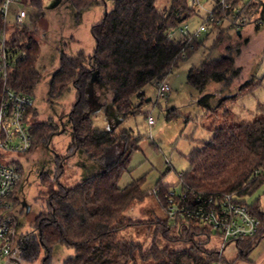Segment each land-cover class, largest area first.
Returning <instances> with one entry per match:
<instances>
[{
	"label": "trees",
	"instance_id": "16d2710c",
	"mask_svg": "<svg viewBox=\"0 0 264 264\" xmlns=\"http://www.w3.org/2000/svg\"><path fill=\"white\" fill-rule=\"evenodd\" d=\"M112 8L105 10L102 20L90 28L95 46L91 55L83 51L74 56L61 54L58 69L54 72L47 90L49 102L61 97L70 89L76 91L75 102L68 113L71 144L67 157L81 152L99 166V171L74 186L59 182L63 172L61 159L56 173V189L49 186L46 211L34 219L33 231L21 237L20 259L33 264H53V248L72 249L74 255L62 264H241L248 262L249 254L264 240V211L256 204L248 207L262 224L261 232L252 239L234 240L237 258L226 261L218 248H208L214 233L196 221H171L155 219L148 222L126 221L124 213L136 202H142L149 191H159L161 203L170 189L180 185L183 190L199 194H234L244 197L264 182V114L248 122L227 123L220 128H210L212 137L187 156L189 169L178 174V183L163 185L158 181L154 188L144 191V177L132 180L124 187L118 181L126 171L132 154L138 150L139 137L129 129L99 130L94 127L87 98L91 83L99 84L111 92V107L120 120L139 111L134 98L145 101L142 89L167 78L178 62L191 52V44L183 38L170 37V33L196 13L190 0H170L165 10H157V0H111ZM79 14L88 8L104 4L105 0H67ZM236 6L240 0H226ZM235 2V3H234ZM40 16V0L22 1ZM215 22L220 13L235 10L217 7ZM241 17L249 22L257 15L264 26V1L250 0L241 9ZM29 14V13H28ZM244 15V16H243ZM208 24L212 28L219 25ZM248 22V23H249ZM260 27V25H257ZM28 26L5 25L0 15V33L7 35V47L17 58L8 71V86L16 92L30 95L40 81L35 65L39 57V43ZM197 40V39H196ZM196 40L195 43H196ZM224 40L219 33L217 43ZM197 47V43H196ZM195 47V48H196ZM195 50V49H194ZM23 53V56H19ZM188 53V55H187ZM231 56H221L189 69L186 83L203 92L209 83L228 89L237 77ZM247 85V84H246ZM242 85L240 91L247 87ZM172 91V90H171ZM245 92H242V95ZM227 96L216 99L214 94L204 95L199 104L203 108L219 106L237 98ZM2 85L0 84V100ZM220 97V96H218ZM31 113L28 130L31 148L46 144L58 132L55 123L39 122L36 112ZM116 123V124H115ZM112 124V123H111ZM117 126L114 118L112 126ZM29 149V150H30ZM112 157V158H111ZM45 184V183H44ZM46 186V184H45ZM16 190V189H15ZM18 203L15 191L9 197L13 206ZM158 204V203H157ZM27 210V207H26ZM154 227L149 245L121 236V231L136 224ZM204 238V239H201ZM20 239V240H21ZM15 238L13 239V242ZM181 245V248L175 246ZM13 251V249H12ZM11 251V253H12ZM42 256V257H41Z\"/></svg>",
	"mask_w": 264,
	"mask_h": 264
},
{
	"label": "rangeland",
	"instance_id": "374dc122",
	"mask_svg": "<svg viewBox=\"0 0 264 264\" xmlns=\"http://www.w3.org/2000/svg\"><path fill=\"white\" fill-rule=\"evenodd\" d=\"M249 1L240 0L238 5L226 9L235 10V16L231 12L220 13L216 19L219 26L216 28L207 26V31L196 40L197 47L195 41L190 43L192 48L188 53H191L189 55L187 53L188 56L178 62L167 76L172 89L168 96L158 99L154 84L146 85L142 89L145 101L133 99L134 105L141 103L139 111L134 115H128L120 120L113 113L111 98L108 99L106 96L107 93L111 95V92L102 86L104 92L101 91L99 98H104V101L100 102L99 99L97 101L94 94L97 92V89H94L95 83L90 84L87 98L91 103L90 113L93 115H90L94 127L99 130L113 128L115 133H119L121 129H129L135 136L141 138L138 150L132 154L126 171L118 181L120 187L140 177H144L142 185L144 191L154 188L158 181L163 185H176L178 174H184L189 169L187 156L212 137L210 128H220L231 122H248L264 114V26L257 27V15L251 22L247 19L246 23L237 22V25H234L236 18L241 17V9ZM189 2L191 3V0ZM169 5L170 0H157L155 3L157 10H165ZM41 6V13L45 16L48 26L37 36V41L40 42L35 68L40 74V81L33 90V108L39 122L55 123L59 132L46 144L33 146L17 159L21 173L19 185L15 190L18 203L16 201L10 211L16 220L15 241L12 253L9 257L0 258V264H27L20 259V248H23L21 237L32 233L35 217L46 211L49 186L52 185L56 189L55 177L59 163L68 155L71 144L68 113L75 102L76 91L70 89L53 102H49L47 97L48 86L58 69L59 58L61 54L74 56L80 51L87 55L92 54L95 43L90 28L102 20L105 10L109 11L112 8V1L105 0L104 4L94 5L82 11L79 16L78 11L67 0H42ZM204 6L208 10L212 4L206 3ZM191 7L196 14L173 30L174 38H180V29L187 28L189 34H194L206 20L204 10L192 5ZM7 21L9 24L13 23L12 14L8 16ZM239 31H244V34L238 36ZM219 33H223L224 40L217 43ZM221 56H231L234 59V67L238 70L237 77L231 80L228 89L224 87L221 89L219 84L211 82L203 92H199L186 83L190 68L199 67L204 62ZM242 85L247 87L240 91ZM242 92L245 93L240 95ZM207 94H214L216 99L236 94L238 96L221 106L215 103L217 107L208 101L207 109L199 104L200 99ZM147 99L150 100L146 101ZM147 115L154 120L152 126L147 123ZM114 118L117 119V126H112ZM90 161L81 152L65 158L59 182L70 187L81 182L85 174L88 176L92 172L88 166L93 164ZM82 163H85V166H82ZM235 198L248 207L257 204L264 211V182L251 194ZM124 217L127 222L130 220L148 222L155 219L165 220L166 215L150 196L142 202H136L124 213ZM153 231L154 227L151 224L140 223L126 227L121 231V236L147 246L152 240ZM207 246L209 249L215 247L221 250L217 239H213ZM221 253L226 261L235 260L238 255L235 242H229ZM73 255L72 249L55 246L52 263L62 264ZM247 261L248 264H264V244L255 248ZM39 262L40 259L33 264Z\"/></svg>",
	"mask_w": 264,
	"mask_h": 264
},
{
	"label": "built area",
	"instance_id": "2783aa9c",
	"mask_svg": "<svg viewBox=\"0 0 264 264\" xmlns=\"http://www.w3.org/2000/svg\"><path fill=\"white\" fill-rule=\"evenodd\" d=\"M211 3V9H205L204 4ZM197 9L206 12V20L194 34H189L187 28L180 29V38L189 44L207 31L208 24L215 22L214 8L228 9L226 0H191L190 3ZM12 14V24L7 21ZM0 15L5 25L28 26L29 14L21 0H0ZM237 22L246 23L247 18H236ZM257 25L262 22L256 19ZM218 23L217 21L215 22ZM173 31L170 37H173ZM174 38V37H173ZM7 35L0 33V84L2 85V97L0 100V258L9 257L13 249L15 238L16 220L10 213L13 205L9 197L18 187L21 173L17 159L29 151L31 147V135L28 130L27 120L31 118L29 111L33 108V98L30 95L13 91L7 84L8 71L17 58L7 47ZM20 53L19 56H23ZM171 86L164 78L157 83V98L168 96ZM149 126L154 124L150 115L146 117ZM149 196L153 197L162 208L169 220L196 221L202 227H208L215 234L213 239L219 241L221 250L231 241L238 239H252L262 229L261 221L255 217L249 209L239 204L234 194L210 195L188 192L180 185L169 190L165 194V201L161 203L159 191L152 189Z\"/></svg>",
	"mask_w": 264,
	"mask_h": 264
},
{
	"label": "crops",
	"instance_id": "0c3cea01",
	"mask_svg": "<svg viewBox=\"0 0 264 264\" xmlns=\"http://www.w3.org/2000/svg\"><path fill=\"white\" fill-rule=\"evenodd\" d=\"M22 1H28V0H21V2ZM40 3H41V5H42V0H40ZM27 7V9H28V13H29V20L31 21V24H32V30H33V34H34V36H35V38L36 39H38V37L37 36H39L40 35V31H43V29L45 30L46 29V27L48 26V22H47V20L45 19V16H43V14L41 13V15L39 16L37 13H36V10L35 9H33L32 7H30V6H26ZM42 11V10H41ZM244 34V31H239V32H237V35L238 36H242ZM40 42V41H39ZM38 42V43H39ZM169 83V82H168ZM171 85V84H170ZM94 86V85H93ZM97 89V92L95 93L94 91V94H95V99H97V101H98V99L100 100V102H103L104 101V98L103 99H101V98H99V96L101 95V91H103L104 92V90H103V87L101 86V85H98V84H95V86H94V89ZM105 95V94H104ZM103 95V96H104ZM106 96H108V99L109 98H111V95H109V93H107V95ZM102 105V104H101ZM97 107V106H96ZM93 115V114H92ZM91 119H92V116H91ZM106 120V119H105ZM92 122H93V120H92ZM106 122H107V120H106ZM108 123V122H107ZM83 155V154H82ZM84 156V155H83ZM85 157V156H84ZM91 163H93V164H90V165H88V166H90V169L92 170V172H91V174L90 175H88V176H86V174H85V178L84 179H86L87 177H89V176H91L92 174H94V173H97L98 171H99V166H98V164L96 163V162H94V161H90ZM82 166H85V163H82ZM141 178V177H140ZM83 179V180H84ZM139 179V178H138ZM82 180V181H83ZM133 180H136V179H133ZM132 181V180H131ZM130 181V182H131ZM129 182V183H130ZM128 183V184H129ZM124 186H126V185H124ZM124 186H122V187H124ZM120 187V186H119ZM264 244V240L263 241H261L258 245H257V247L256 248H258L259 246H261V245H263ZM241 264H248L247 262L246 263H241Z\"/></svg>",
	"mask_w": 264,
	"mask_h": 264
},
{
	"label": "water",
	"instance_id": "95a60500",
	"mask_svg": "<svg viewBox=\"0 0 264 264\" xmlns=\"http://www.w3.org/2000/svg\"><path fill=\"white\" fill-rule=\"evenodd\" d=\"M150 99H147L146 101H149ZM23 204V203H22ZM26 211H28V208H27V210Z\"/></svg>",
	"mask_w": 264,
	"mask_h": 264
},
{
	"label": "flooded vegetation",
	"instance_id": "af4514ba",
	"mask_svg": "<svg viewBox=\"0 0 264 264\" xmlns=\"http://www.w3.org/2000/svg\"><path fill=\"white\" fill-rule=\"evenodd\" d=\"M22 204V203H21ZM22 205H25V203H23Z\"/></svg>",
	"mask_w": 264,
	"mask_h": 264
}]
</instances>
